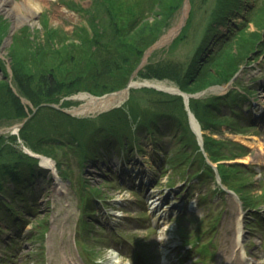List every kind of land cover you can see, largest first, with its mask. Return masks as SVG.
I'll return each mask as SVG.
<instances>
[{
  "label": "rangeland",
  "instance_id": "rangeland-1",
  "mask_svg": "<svg viewBox=\"0 0 264 264\" xmlns=\"http://www.w3.org/2000/svg\"><path fill=\"white\" fill-rule=\"evenodd\" d=\"M37 1L40 9L32 13L24 10L20 0L2 1V8H0V100L13 95L16 101V96L18 104L20 103L26 112L24 117L17 118L15 114L0 112V143L6 146L7 150L13 146L16 150L22 151L29 148L31 154L25 153L30 158L41 156L34 162L37 169V172L33 174H37L34 178L27 177L28 181L19 183L8 181L6 184L12 191L0 195V203L3 204L2 208L6 212L4 216L0 212V264H161L159 259L163 258L164 252L167 253L164 255L166 264H173V262L201 264L202 261L206 264H243L242 260L231 261L234 258L231 254V249L234 247V226L238 219H243L245 224L244 243L247 254L256 262L261 259V264H264V252H262L264 242L259 243L261 237L264 241V222L249 218L250 216L245 214L241 207L239 196L237 197L234 192L237 189L234 188L232 192L223 187L220 179L222 175L226 176L227 180L237 185L245 208L253 207L252 204L248 206L245 197L253 200L255 193L264 188V125L261 126L264 123V117H252L251 113H244V116L234 114L229 102H217L220 105V115L227 117L229 125L234 127L223 124L220 129L214 130L209 126L206 129L202 128L201 134L203 138L205 135L213 137L221 145V153L226 152L227 155L214 161L207 153H203L198 144L200 141L197 132L190 119L189 127L191 124L194 129L192 132L200 148L196 152H202L204 157L201 163L195 161L190 166L175 167L166 162L165 150L173 156L177 151L183 150L185 140L183 138L182 141L180 138L184 129L180 128L173 119L183 114V110L187 115L188 105L182 96L183 106H177L176 101L171 100L160 102V99L165 94L178 95L177 92H169L164 88L150 85H133L119 96L111 97L113 101L107 106L102 105L84 113L72 110L85 102L84 99L76 96L79 93L103 98L122 91L130 81L134 80L143 82L149 79L166 86L180 88L176 83L177 79L181 80L187 65L192 63L190 62L192 53L199 48L200 58L205 60L211 53L217 52L224 42L228 43L229 37L239 26L246 24L247 30H254L255 25L248 16L250 17L251 12L261 2L264 3V0H237L238 5L229 10L227 8L224 12L225 16L215 22L210 30L208 27L213 24L212 17L218 13L222 0H185L187 7L184 26L166 43L159 45L147 55V63L144 64L141 72L144 69H148L147 73L154 69L159 71L156 65L164 69L163 73L156 72L158 76L151 78L138 76V74L134 76V71L141 68L139 65L144 52L128 75L126 72L129 69H112L100 64L98 65L102 67L104 72L101 73L104 75L94 78L97 72L94 73L91 70V73L88 70V64L90 68L94 67L92 59L96 57V53L91 52L95 49L91 24V18L95 15L91 11L93 0ZM111 1L118 11L122 8L124 11L127 9L121 1L130 4L128 0ZM140 1L141 4H149V1ZM158 2L165 6L169 5L171 0H156L154 11H144L147 13L145 19L150 23L154 19L163 17L161 7L155 4ZM184 7L185 4L180 5L179 11L169 20V25L163 27L160 38L179 24ZM100 14L102 12H98L96 16ZM150 31L148 30L145 34L147 35ZM260 31L264 32L262 29ZM86 32H89L90 36ZM211 33L212 36L207 42L206 36H210ZM140 39L142 36L136 41ZM135 44L134 41L127 45L135 48ZM69 51L76 55V67L84 66L87 70L86 75L94 74L92 79L89 80L87 76L77 79L80 75L75 76V74L79 72V69L73 70L75 74L72 78L68 77L70 74L68 75V69L64 66L72 64L67 59ZM126 56L127 54H124L122 57ZM100 62L97 60V63ZM97 63L95 61V65ZM11 64L16 65L18 69L22 66L27 71H31L34 76L33 83H23L22 87H18ZM151 66L152 69H149ZM26 70L22 72L25 73ZM195 71L193 67L191 73ZM41 72L47 73L52 84H45L43 80L38 83L41 80L38 78ZM110 72L113 73L110 74ZM233 74L235 76L230 77L224 84L214 83L211 84L212 86L208 85L207 90L208 86L192 91L198 95L192 99H205V103L213 106V109L216 104L212 102L217 99V96L231 88L239 94L246 95L248 100H255L253 109L260 112L264 107V51L259 52L258 55L252 52L246 56ZM113 75L117 77L125 75L126 83L102 93L93 91L97 86L104 87L106 78L113 80ZM143 88H147V91ZM131 91L135 96L134 101L138 109L149 110V114L153 117L158 115L160 110H167L168 116L167 118L158 117L161 122H158L159 129L156 136L151 137L148 133L139 131L137 143L129 149L117 147V151L114 143H99L93 147L94 153L88 157V160H82L83 156L78 148L79 142L75 138L72 139L73 136L57 134L64 142L72 144V147L57 146L60 150L59 166L54 157L30 148L22 138L17 137L15 128L22 126L23 122L29 120L31 116L36 117L41 106L46 107L62 102L60 105L65 108L61 111L73 118L83 116L95 119L101 113L124 106L132 94ZM56 96V100H45ZM230 98L238 99L239 97L236 93H232ZM157 102H160V105ZM36 103L40 106L35 105ZM188 104L191 107L190 102ZM231 105L237 107L236 104ZM9 106L11 107L10 103ZM3 108L8 109L4 103L0 102V111ZM8 111L11 110L8 109ZM188 117L190 118V115ZM31 121V131L36 135L42 129L40 117ZM93 124L98 123L93 121ZM71 126V131L77 133L76 126ZM92 129L85 126L82 137L87 138L89 130ZM82 137L79 138L82 139ZM226 137L232 140H238L241 137L243 144L247 145L244 148L247 152L246 161L241 160L240 157L235 159L236 154L230 153V150L235 149L221 144L222 139ZM187 151L192 157L190 159L199 155L192 152L191 147L187 148ZM43 156L53 160L55 166H45L42 163ZM15 158L22 157L15 154ZM231 161L234 163L243 161V164L247 166L245 168L242 167L244 165L226 166L231 164L227 163ZM207 165H211L210 173L205 170ZM256 169L262 171V175L256 174L257 176L253 177L254 183L256 180L261 183L258 186L259 190L256 184L252 187L250 183L249 185L246 183V174ZM242 179L245 180L242 181ZM19 193L23 194V198H20ZM86 195L89 196L87 202L84 200ZM262 199L263 197L258 195L254 204L260 203ZM261 204L257 206V209L263 210L260 212V217L264 220V207H260ZM10 206H15L13 211H16V208H19V211L13 213ZM193 235L202 236L204 239L211 238L199 245L195 243L197 252L206 256H199L195 249H189L188 244L183 248V241H190Z\"/></svg>",
  "mask_w": 264,
  "mask_h": 264
},
{
  "label": "trees",
  "instance_id": "trees-1",
  "mask_svg": "<svg viewBox=\"0 0 264 264\" xmlns=\"http://www.w3.org/2000/svg\"><path fill=\"white\" fill-rule=\"evenodd\" d=\"M149 1V4H141L140 0H128L130 4L128 5L127 2L121 1V3L127 6V9L124 11L122 8L121 11H118L114 8L113 2L111 0H93L91 4V11L92 14H95L92 16L91 24L93 28V39L94 42V48L91 50V52L96 53V57L92 59V63L94 64L93 68L89 67L88 64V70L91 72V70L97 74L94 76L98 77L102 74L101 72H104L102 67L99 66L103 65L107 68L117 69V68H124L129 69L126 74L128 75L130 70H133L136 63L139 61L140 57L142 56L144 50L151 45L158 36L163 32L164 26L169 25V20L173 17V15L179 11V7L182 4L183 0H171L170 4H166L163 6L162 3H155L158 4L160 10L162 11V18L154 19L150 23L145 19L147 13L144 11H154V2L156 0H146ZM237 0H222L221 6L216 16H213V24L209 25V30L214 27V23L218 22L221 17L225 16V11L228 8L231 9L234 6H237L236 4ZM115 4V3H114ZM226 6V7H225ZM98 12H102L99 16H96ZM252 15L249 17V20H252L255 29L254 30H247L246 24H243L241 27L236 29L235 33L232 34L229 37V42H224L222 44V47L216 52L211 53L208 57H206L205 60H202L200 58V52L199 48H197L190 58V64L187 65L186 70L183 72V75L180 79H177L179 87L182 90H186L188 92H192L195 90H200L208 85L214 84V83H225L227 80L232 77L234 72L237 70L239 63L241 64L242 60L246 58V56H249L252 52L259 54V52L264 51V32L260 31L261 29L264 31V3H260L259 6L255 8L254 11L251 12ZM97 18V20H96ZM95 19V20H94ZM126 20V21H125ZM224 20V19H223ZM147 22L149 24L147 25ZM241 22V21H240ZM114 29H113V27ZM245 26V27H244ZM150 31L147 35L145 34L148 32L146 29ZM163 28V29H162ZM84 30H86L84 28ZM145 30V31H144ZM262 32V33H261ZM86 34H89V32H86ZM143 34V35H142ZM142 36V39L139 41H136L138 37ZM144 36V37H143ZM212 36V33L210 36H206V39L208 38L207 42L210 40ZM205 38V36H204ZM136 42L135 48H130L127 44L130 42ZM202 42V41H201ZM134 46V44H132ZM206 45V44H205ZM204 45V47H205ZM201 47V43L199 45ZM120 48L123 50H120ZM134 49V50H130ZM237 51V53H236ZM104 54V55H102ZM124 54H127L126 57ZM68 58L70 60V63L65 65V69H68V76L69 78H72L74 76L73 70L79 69V72L77 71L76 75H80L77 79H82L81 76H87V78L90 80L92 79V75L87 73V70H85L84 66L79 65L76 67V55L72 53V51H69L67 54ZM66 56V57H67ZM209 59V60H208ZM97 60H100V63H97ZM95 61L97 65H95ZM105 62V63H102ZM74 64V66H73ZM12 65L13 70V76L16 80V85L18 87H22L23 83L31 82L33 83L34 79H32L33 73L31 71H27L22 66L20 69L16 67V65ZM18 66V65H17ZM144 67V66H143ZM148 67V66H147ZM195 67L196 71L195 73H191V69ZM22 68V69H21ZM27 68V67H26ZM95 68V69H94ZM146 68V67H145ZM156 68L159 71L151 70L146 71L148 69H144L142 72V67L137 72L138 76L151 78L153 76H158L157 73L162 72L163 68L161 66L156 65ZM28 69V68H27ZM149 69H152L149 67ZM26 70V74L22 71ZM141 72V73H140ZM157 72V73H156ZM92 73V72H91ZM113 72H110L112 74ZM29 74V76H28ZM38 83H40L42 80L45 84H52L49 81V77L47 73H40ZM124 74V73H123ZM90 75V76H89ZM121 75V74H120ZM114 79H108V81L105 80L106 83H104V87H96L94 92H105L109 90H114L115 88L121 87L126 83L125 75L121 77H117L116 75H113ZM176 77V76H175ZM112 78V77H111ZM31 79V80H30ZM188 79V80H187ZM48 80V81H47ZM189 85V86H187ZM6 86V85H5ZM147 88H143L144 91ZM132 94L129 96V100L127 103L124 104V106H120L117 109H112L111 111L101 113L98 117L95 119H91L90 117H77L76 119L73 118V116L64 113L56 108L53 107H40L37 111L38 115L36 117L31 116L30 122L27 120L24 125L20 129V137L24 140L26 144L30 148H33L37 150L40 153H44L48 156H52L57 160V164L60 166V156L57 146H66V147H72L70 143L64 142V140L59 135L67 134L70 136H73L72 139H76L77 142H79V150H81V156H83V159H87L91 156L94 152L93 147H95L99 143L109 142L114 143L116 146V150L118 151V148H131L137 143V139L139 138V131H143L144 133H148L149 136L154 137L156 136V132H158V125L157 122L160 121L158 117L160 118H167L168 112L167 110H160L158 115H155L154 118L152 115H150L148 112L149 110H145L144 108H140L137 106L136 102L134 101V94L133 91H131ZM232 93H236L238 95L237 98H230V95ZM227 97H226V96ZM167 97V99H166ZM17 99L16 101L13 98V95H9L5 98H2L0 100L1 103H4L5 107L10 109L9 112L8 109L5 108L1 109L0 112H8V114H15L14 116L17 117H24L26 112L24 109H22V105L18 104V97L15 96ZM56 97L53 98H46L45 100H56ZM180 95H164L160 100L169 101L172 102L176 101L177 106H183L182 100ZM246 95L239 94L238 91L234 89H230L226 94L217 96V99L213 101V104H216L215 107L212 109L213 106L208 105L205 103V99L202 98H196V99H190V106L191 109L196 114L198 120L200 121L202 127L204 129L211 126V128H214V130L220 129V126L223 124L228 123L227 117H223L220 115L219 111V104L217 102L221 101L222 103H230L231 111L234 114H240L241 110L239 109V105L242 104L244 100H246ZM160 102L159 103L160 105ZM11 104V107H8V104ZM231 104H236L237 107H232ZM7 105V106H6ZM35 105L39 106L38 103ZM212 110V111H211ZM204 114V115H203ZM219 114V115H218ZM13 116V115H12ZM40 117L41 123L40 126H42V129L40 132L36 135H34L31 131V125L33 119ZM151 116V117H150ZM186 111L183 110V114L181 113L180 116L173 119L178 126L184 129V132L181 134L180 140L183 141V150L177 151L175 156L171 155V153L167 150H165L166 153V162L172 166H178V165H193L194 162L200 161L204 157L202 155V152H196L200 148L196 142V139L194 137V134L192 130L189 127L188 120L186 117ZM34 117V118H33ZM93 121L97 122L98 124L94 125ZM133 124H135V127H133ZM71 125L76 126V129L78 132L75 134L73 131H71ZM123 125V126H122ZM85 126H88L89 128H93L92 130H89L88 137H82V130ZM94 126V127H93ZM232 126L231 124L229 125ZM234 126H232L233 128ZM135 128V129H134ZM31 133L33 135H31ZM59 134V135H57ZM116 135V136H115ZM78 136V137H77ZM79 137H82L80 139ZM14 139V136L12 137ZM227 138H223L221 143L222 145H225L227 148L231 147L235 150H230V153L232 155L239 154L240 151H238L237 147H239V144L231 141L226 140ZM1 141V137H0ZM218 141V139H217ZM10 146V145H8ZM218 146V147H216ZM221 145L216 142L213 137L209 135L204 136V148L208 155L215 161L221 157L226 156L225 154L221 153ZM1 145L0 143V195L8 194L12 190L9 188V186L6 184L8 181H17L18 183L21 181H28L27 177L34 178L36 175H33L35 172H37V169L34 166V162L37 161L36 158H30L25 152L22 150L16 148L12 145L11 149H5V147ZM118 147V148H117ZM192 148V152L196 153L198 156L193 157V159L190 156V153L187 151V148ZM225 147V148H226ZM186 150V151H185ZM226 150V149H224ZM129 151V150H128ZM191 152V153H192ZM15 154H18L22 158L16 159ZM200 156V158H199ZM9 158V159H8ZM28 160L27 162L24 160ZM202 165V164H199ZM58 166V167H59ZM205 168L206 171L209 173L212 171L210 169V166ZM220 166H224L223 164H220ZM226 166H239L238 163L234 164H226ZM246 172V171H245ZM63 173V172H62ZM247 173V172H246ZM224 182H227V184L232 187L236 188L238 191H240V188L237 185H234L231 180H227L226 176H223ZM225 178V179H224ZM249 173L246 174V180L248 181ZM238 180V179H237ZM245 179H242L244 181ZM14 189V188H13ZM23 192V191H22ZM95 194V193H93ZM20 198H23V194L19 193ZM247 200V204L253 205L254 202L250 197H245ZM85 202L89 200V196L86 195L84 197ZM10 205V204H9ZM3 204L0 203V212L1 215L6 213L4 209L2 208ZM12 208V212H18L19 208H16V211H13L15 206H10ZM2 208V209H1ZM3 211V212H2ZM8 212V210H7Z\"/></svg>",
  "mask_w": 264,
  "mask_h": 264
},
{
  "label": "bare ground",
  "instance_id": "bare-ground-1",
  "mask_svg": "<svg viewBox=\"0 0 264 264\" xmlns=\"http://www.w3.org/2000/svg\"><path fill=\"white\" fill-rule=\"evenodd\" d=\"M2 1H5V0H0V8H2L1 6V3ZM20 4L23 6L24 10L29 12V13H32V12H36L40 9V4L37 0H20ZM185 4V7H184V10H183V14H182V17H181V21L179 22V24H177V26H174L172 27L166 34H164L161 39L159 40V44H164L166 43L172 36H174L177 31L179 30L181 24H182V21L183 19L186 17V7H187V4ZM146 57V56H145ZM264 82V81H263ZM143 83L147 84V85H150V86H154V87H158V88H165V89H169V90H174V89H177L176 87H171V86H166L165 84L163 83H158V82H153L149 79H145L143 81ZM130 84L132 85H137V84H141L139 81H130ZM127 89H123L122 91H119L118 93H115L113 95H109V96H105V97H95V96H92V95H89L88 93H79L77 94L76 96L80 99H84V103L78 107V108H73L72 110L74 111H78L80 113H84L88 110H91V109H94V108H99L101 107L102 105L103 106H107L110 102L113 101V99H111V97H114L115 95H118L123 93L124 91H126ZM195 113L194 112H190L189 115L190 116V119L192 120V124L193 126L198 129L199 127V122H197V119L192 116L194 115ZM245 142L247 144H249V142L247 140H245ZM244 160L246 159L245 157L243 158ZM246 161V160H245ZM42 163L47 166V167H54L55 164H54V161L51 160L50 158H46V157H42ZM236 232H237V238H236V243H240L241 239L243 236H244V229H243V225L241 224V220H238V223L236 225ZM243 257H245V254L243 252ZM251 264H256V262H254L253 260L251 261Z\"/></svg>",
  "mask_w": 264,
  "mask_h": 264
},
{
  "label": "water",
  "instance_id": "water-1",
  "mask_svg": "<svg viewBox=\"0 0 264 264\" xmlns=\"http://www.w3.org/2000/svg\"><path fill=\"white\" fill-rule=\"evenodd\" d=\"M158 46V42L157 43H155L153 46H151L149 49H148V51L146 52V54H148L151 50H153L155 47H157ZM145 57H143V59H144ZM141 84H145V83H141ZM132 84H130V82L127 84V87L126 88H128V87H130ZM174 91H176V90H174ZM179 92V91H178ZM194 95H196V94H184V100H185V102L187 103V101H188V97L189 96H194Z\"/></svg>",
  "mask_w": 264,
  "mask_h": 264
}]
</instances>
